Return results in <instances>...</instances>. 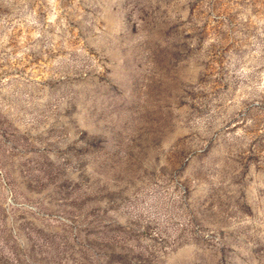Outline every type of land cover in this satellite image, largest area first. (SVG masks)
<instances>
[{
  "label": "rangeland",
  "instance_id": "1",
  "mask_svg": "<svg viewBox=\"0 0 264 264\" xmlns=\"http://www.w3.org/2000/svg\"><path fill=\"white\" fill-rule=\"evenodd\" d=\"M0 264H264V0H0Z\"/></svg>",
  "mask_w": 264,
  "mask_h": 264
}]
</instances>
